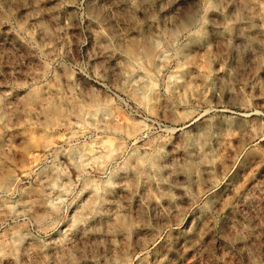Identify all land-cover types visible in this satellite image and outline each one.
<instances>
[{
  "label": "clouds",
  "instance_id": "clouds-1",
  "mask_svg": "<svg viewBox=\"0 0 264 264\" xmlns=\"http://www.w3.org/2000/svg\"><path fill=\"white\" fill-rule=\"evenodd\" d=\"M0 77V264H264V0H0Z\"/></svg>",
  "mask_w": 264,
  "mask_h": 264
},
{
  "label": "rangeland",
  "instance_id": "rangeland-1",
  "mask_svg": "<svg viewBox=\"0 0 264 264\" xmlns=\"http://www.w3.org/2000/svg\"><path fill=\"white\" fill-rule=\"evenodd\" d=\"M26 70V69H22ZM5 72H10V68H5ZM3 79V77H0ZM7 90V88L0 89ZM257 97H260L259 90L256 91ZM258 103L264 104V98H259ZM14 143H18L19 141H13ZM260 148H264V141L261 142ZM234 155V153H232ZM261 159H264L259 153L255 156V159H249L248 164L239 168L234 176L231 178L233 181V191L235 188L242 187L247 185L249 189L259 188L262 184H264V165L260 164ZM228 164H231V161H228ZM189 223L188 227H192ZM205 228V224H200L196 227L194 233H188L187 231L180 233L177 230V234L180 235V240L174 244V246L165 248L164 252L171 259L172 264H196V261L193 259L192 255H187L185 253V246L192 247L198 243ZM194 255V254H193ZM167 264V261H165Z\"/></svg>",
  "mask_w": 264,
  "mask_h": 264
}]
</instances>
